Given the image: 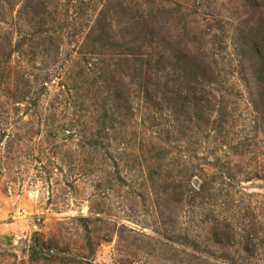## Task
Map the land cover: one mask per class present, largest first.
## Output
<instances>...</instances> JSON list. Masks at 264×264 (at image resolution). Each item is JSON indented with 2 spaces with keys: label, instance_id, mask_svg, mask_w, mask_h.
<instances>
[{
  "label": "rangeland",
  "instance_id": "1",
  "mask_svg": "<svg viewBox=\"0 0 264 264\" xmlns=\"http://www.w3.org/2000/svg\"><path fill=\"white\" fill-rule=\"evenodd\" d=\"M0 264H264V0H0Z\"/></svg>",
  "mask_w": 264,
  "mask_h": 264
}]
</instances>
